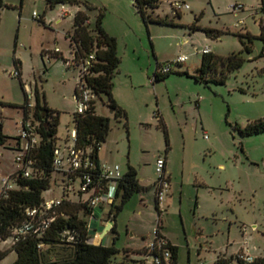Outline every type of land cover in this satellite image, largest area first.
Segmentation results:
<instances>
[{
    "label": "rangeland",
    "instance_id": "374dc122",
    "mask_svg": "<svg viewBox=\"0 0 264 264\" xmlns=\"http://www.w3.org/2000/svg\"><path fill=\"white\" fill-rule=\"evenodd\" d=\"M77 1L46 9L45 0H4L0 128L6 141L0 145V192L3 181L9 178L13 183L11 177L21 167L15 148L25 120L23 84L31 91L28 121L38 124L33 116L37 89L41 103L59 112L57 145H71L78 70L67 68L63 60L73 56L66 35L73 30L77 11L89 16L91 27L103 12L102 26L116 38L120 59L113 97L126 119L114 118L104 96L96 101L97 114L108 117L110 124L100 162L117 163L122 171L130 164L143 184L152 185L156 160L166 158L171 180L169 195L162 201L165 212L158 216L153 189L135 193L116 217L115 232L106 233L104 241L121 251L118 261L149 264L143 253L159 223L177 247V264H214L217 255L231 257L241 247L264 257V132L243 136L236 128L264 118V40L259 37L264 33V0H161L152 15L177 25L148 26L133 0ZM174 1L185 2L189 9L175 16ZM234 5L242 8L233 10ZM238 20L243 21L240 27L235 26ZM192 24L228 33L211 38L202 30H191ZM246 32L254 37L252 51L242 54L244 63L223 84L205 85L177 74L194 75L205 48L221 56L240 51L237 34ZM56 50L63 59L54 54ZM181 54L188 57L185 63L172 65V73L153 81L156 64L163 66ZM15 70L20 79L10 76ZM56 189L43 193L44 199L57 197ZM10 245L9 239L0 243L1 250H8L0 264L15 260ZM230 264H237L236 259Z\"/></svg>",
    "mask_w": 264,
    "mask_h": 264
},
{
    "label": "trees",
    "instance_id": "16d2710c",
    "mask_svg": "<svg viewBox=\"0 0 264 264\" xmlns=\"http://www.w3.org/2000/svg\"><path fill=\"white\" fill-rule=\"evenodd\" d=\"M133 2L145 26L151 23L177 25L172 19L152 15L154 10L159 7L161 0H133ZM66 4L77 5L78 1L45 0L46 9H53L57 5L63 6ZM4 7H6L4 0H0V11ZM174 15L179 16L180 12L174 11ZM102 19L103 12H99L95 18L94 26L91 27L89 16L83 11H77L74 16L73 30L66 35L70 39L73 48V58L76 63L90 53L95 55V61L89 69V75L84 79L85 85L93 94L94 99L87 112L81 115L74 114V127L72 130L76 132L75 147L88 151L96 163L99 162L98 151L101 144L105 142L110 130L109 118L98 115L96 112V101L104 96V104L114 118L120 119L123 117L126 119L125 111L116 103L112 94L113 78L120 63L117 55V41L104 30ZM41 21V19L38 20V22ZM190 29L202 30L207 37L211 38H218L220 35L228 33L217 29L200 28L194 24L190 26ZM237 37L241 45L240 51L233 52L227 56L217 55L212 52L202 53L200 65L196 68L194 75H189L187 72L177 74L191 77L205 85L210 83L223 84L228 74L240 68L244 63L245 59L242 54H248L252 51L251 47L254 37L251 34L248 32L238 33ZM259 37L264 40V33L262 32ZM54 54L63 59L61 55L59 56V53L54 52ZM63 60L64 62L66 61L65 59ZM14 66L18 67L16 59H14ZM159 67L160 65L157 66V69ZM167 75H161L156 72L153 75V81L162 80ZM35 97L37 102L33 116L38 124L34 122L32 124L35 126L38 141L36 147L29 154L33 161L29 177L24 178L21 171L18 170L11 177L14 188L5 195L0 194V243H5L8 239L11 240L9 250L16 255L15 260L11 264H125L122 260L118 261L116 259L121 251L115 248L114 243L108 246L95 245L93 243V235L88 229L91 209L81 193L68 196V199L55 209V220L43 233L40 235L28 234L12 243L14 229L28 219L26 211L28 209L42 208L46 200L43 197V193L53 190V186H55L59 194L58 183L63 181L61 177L57 176L58 173L53 168L54 150L60 147L56 142L59 112L49 109L45 101L41 103V95L37 89L35 90ZM28 103L26 96L24 104L25 120L30 112ZM41 111L44 114H41ZM43 115L45 116L44 120ZM159 120L162 123V119L159 118ZM45 123L46 126H44ZM126 125L127 123L125 122ZM236 128L243 136L264 132V118L254 120L244 128L236 125ZM5 141L6 137L1 133L0 128V145L4 144ZM166 143H168L167 136ZM146 189V187L139 184L135 168L128 165L122 179L116 183L115 197L109 204L110 208L107 218L114 222L110 232H115L116 217L129 199L135 193ZM155 210L159 215L160 211L156 198ZM159 228L160 225L158 223L156 233L161 235ZM70 236L73 237L72 240H69ZM168 248L171 252V257L167 264H177V247L168 243ZM7 252L8 250L0 249V261L4 259ZM123 254H125V250L122 251ZM143 254L148 256L146 248ZM239 255L240 253L226 257L224 254H219L214 264H230L233 259H236L237 264H264V257H255L252 262L248 263L240 259ZM140 263L144 264V261L140 260Z\"/></svg>",
    "mask_w": 264,
    "mask_h": 264
},
{
    "label": "built area",
    "instance_id": "2783aa9c",
    "mask_svg": "<svg viewBox=\"0 0 264 264\" xmlns=\"http://www.w3.org/2000/svg\"><path fill=\"white\" fill-rule=\"evenodd\" d=\"M63 7V6H62ZM174 11L180 12L189 9L185 2L174 1L171 3ZM242 7L239 5L232 6L233 10H239ZM67 10H61V15L65 16ZM38 18L34 13V17ZM40 19V18H39ZM243 24L242 20H238L235 24L240 27ZM55 52L59 53L58 50ZM210 52L209 48L202 50V53ZM187 60L186 55H180L173 61L160 66L157 73L166 75L172 72V65L184 63ZM95 61L94 53H90L84 58L80 59L78 63L72 59L65 61L66 67L76 68L77 85L76 92H74V100L76 102V114H84L90 109L91 102L94 99L93 94L85 85V77L89 75V69ZM155 72V73H156ZM11 77H19L17 70L10 72ZM24 91L28 99L29 111L32 108L30 105L31 91L27 85H24ZM157 116V115H155ZM26 120L23 122L20 129V135L16 142V151L18 154L15 161L21 164L20 171L24 178H28L30 168L33 164L32 159L29 157L31 151L36 147L38 135L35 126L29 122L30 112L27 114ZM68 141L71 142L69 147H57L54 150L53 168L57 172V176L62 178V182L58 183L59 194L46 199L40 209H28L26 215L28 219L18 225L13 231L12 243L20 240L28 234L40 235L49 225L55 220V209L59 207L63 201L68 199V196L73 194H82L85 196L88 207L91 209L88 220V229L92 233L93 243H97L99 234L102 233V227L96 228L97 216L102 212V205H109L114 197L116 190V183L122 179L123 173L118 164H106L100 161L96 163L88 151L77 149L75 147L76 132L72 130L68 136ZM165 159L159 157L155 163V173L157 175L155 186V198L158 208H162V200L169 187V181L164 174ZM14 188V184L9 178L3 181V187L0 194L5 195L8 191ZM53 192V190H50ZM245 231V229H243ZM73 237H69L72 240ZM99 245V242L97 243ZM150 258L149 264H167L170 261L171 252L168 248V241L162 235L153 233V238L145 246ZM239 258L245 262H252L253 258L240 253Z\"/></svg>",
    "mask_w": 264,
    "mask_h": 264
},
{
    "label": "crops",
    "instance_id": "0c3cea01",
    "mask_svg": "<svg viewBox=\"0 0 264 264\" xmlns=\"http://www.w3.org/2000/svg\"><path fill=\"white\" fill-rule=\"evenodd\" d=\"M90 21V20H89ZM104 30H105V28H104ZM106 31V30H105ZM107 32V31H106ZM111 36V35H110ZM113 37V36H112ZM115 38V37H114ZM116 39V38H115ZM210 49V52H212V53H214L213 51V49L212 48H209ZM181 55H185V54H181ZM188 58V57H187ZM185 63V62H184ZM181 64H183V63H181ZM181 64H178V66L179 65H181ZM157 66H158V64H156L155 65V68H154V70H153V75L155 74V72H156V70H157ZM19 75H20V72H19ZM112 94H113V90H112ZM95 107H96V104H95ZM100 150H101V147H100V149H99V151H98V160L99 161H101L100 160V156H99V153H100ZM165 159V169H164V174H165V176H167L166 178L168 179V181H169V187H168V190L166 191V193H165V196L167 197L168 195H169V191H170V187H171V185H170V173H169V171H168V169H167V162H166V158H164ZM115 164H117V163H115ZM128 165H130V164H128ZM120 166V165H119ZM121 168V167H120ZM121 171H122V169H121ZM126 171H122V173L124 174ZM137 172V171H136ZM167 174V175H166ZM137 176H138V173H137ZM138 180H139V184L141 185V186H143V187H146L147 189L146 190H144V191H142V192H140V193H143V192H147V191H149V190H154V206H155V186H154V184H152V185H148V184H143L142 182H141V180L138 178ZM164 196V197H165ZM164 199V198H163ZM163 201V200H162ZM109 208H110V206L109 205H102L101 206V210H102V212L100 213V216H97L98 218H97V225H95L96 226V228H100V227H102V229H104L105 227H106V225H108L109 224V221H112V220H110L109 218H107L108 216H107V214H108V211H109ZM159 215L158 216H160L163 212H165L166 211V209H165V206L163 205V203H162V208L161 209H159ZM157 212V211H156ZM106 218V219H105ZM113 224H114V222H113ZM113 227V225L111 226V228ZM111 230V229H110ZM159 231H160V234L162 235V237L165 239V240H167L168 241V243H170L171 245H173V246H175L174 244H172L171 243V241L169 240V238L166 236V234L164 233V231H163V228H162V226H160V228H159ZM110 231H108L107 233H109ZM106 235V234H105ZM104 235V236H105ZM104 236H102V233H100L99 234V244H102V245H105V246H108V245H110L109 244V242H108V240H106V241H104ZM97 242V243H98ZM97 243H94L95 245H97ZM137 247H135V248H133V249H136ZM139 248V247H138ZM127 249V248H126ZM128 249H131V248H128ZM238 253H243L244 255H246V256H250V257H252V258H255V257H259V256H256V255H252L251 254V252H250V250H249V248H240L239 249V251L237 252V254ZM236 255V254H235ZM235 255H233V256H235ZM218 256V255H217ZM132 257V256H131Z\"/></svg>",
    "mask_w": 264,
    "mask_h": 264
},
{
    "label": "water",
    "instance_id": "95a60500",
    "mask_svg": "<svg viewBox=\"0 0 264 264\" xmlns=\"http://www.w3.org/2000/svg\"><path fill=\"white\" fill-rule=\"evenodd\" d=\"M41 114H44L42 111L40 112ZM45 119V117H43V120ZM44 126H46V123L44 124ZM113 225V221H109V224L106 225V227L104 228V230L102 231V236H104L108 231H110L111 226Z\"/></svg>",
    "mask_w": 264,
    "mask_h": 264
},
{
    "label": "flooded vegetation",
    "instance_id": "af4514ba",
    "mask_svg": "<svg viewBox=\"0 0 264 264\" xmlns=\"http://www.w3.org/2000/svg\"><path fill=\"white\" fill-rule=\"evenodd\" d=\"M43 117H45V116L43 115Z\"/></svg>",
    "mask_w": 264,
    "mask_h": 264
}]
</instances>
